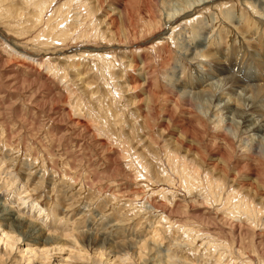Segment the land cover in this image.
Segmentation results:
<instances>
[{
  "label": "rangeland",
  "instance_id": "374dc122",
  "mask_svg": "<svg viewBox=\"0 0 264 264\" xmlns=\"http://www.w3.org/2000/svg\"><path fill=\"white\" fill-rule=\"evenodd\" d=\"M185 1L0 0V199L58 242L4 235L0 264H36V248L43 264H264V196L249 187L264 181V155L248 132L225 133L215 112L181 103L213 68L201 55L255 52L264 0H191L190 14L161 28ZM182 120L202 136L199 174L169 157L186 154L173 146ZM227 138L223 179L212 166Z\"/></svg>",
  "mask_w": 264,
  "mask_h": 264
},
{
  "label": "bare ground",
  "instance_id": "6f19581e",
  "mask_svg": "<svg viewBox=\"0 0 264 264\" xmlns=\"http://www.w3.org/2000/svg\"><path fill=\"white\" fill-rule=\"evenodd\" d=\"M215 1L216 0H208L207 4L213 3ZM185 2L186 3L184 4L183 7H181V9L179 11V14H177L175 16H171L168 19H166V21H164V23L160 26L161 28H164L165 26L171 27V25L174 24V22L179 17L181 18L184 15L186 17L187 14H190L192 12L191 10H192L193 6L197 2L200 3L201 1L195 0L193 2L191 0H188V2L187 1H185ZM191 2H193L195 4L191 5ZM260 5H262V4H260ZM255 14L260 15V17H261V18H259V19H261L260 23L264 27V7L261 6V7H258L257 9H255ZM176 16H178V17H176ZM225 30L228 32L227 27H225ZM199 32H200V28L198 30V33ZM220 32H222V30ZM259 34H261V35L258 36ZM259 34L255 33V34L249 36V38H254V37L258 36V37H256V39H252L251 45H254L255 52L252 53L250 56H247V54L245 53L242 55L240 54V56L237 55L236 60H232L233 58L231 60H226V58H225V60L224 59L222 60V59L216 58L215 54L210 56L211 59L206 55L205 56L201 55L203 57L204 61H207V62H210L211 64H213V68L211 71H209V73H207L206 70H203V71L199 70V72L196 73V76H198V78H199V80H197L198 82H196V81H195L196 83L191 82L194 84L192 89L195 90V93H193L192 97H191V95L183 96L181 99V103L188 105V106H191V108L197 107V104L200 103L202 105V107L203 106L206 107L205 109H207V113L215 112V116L217 117V115H218L217 120L219 123L218 122L217 123L219 124V126H221V128L223 129L224 132L228 128L230 131H232L233 134H235V136L237 134L238 135L241 134V132H243V131H246V134L248 132L251 136V137H249V139L251 138L250 139L251 147L253 149H255V151H257V152H259V150H260L259 153H262L264 155V150L262 151V149H261V147L264 148V55L262 54V53H264V32H261ZM220 36L222 37L223 34L221 33ZM227 37L229 38V35H227L226 38ZM259 53H261V54H259ZM206 64H207L206 62L205 63L203 62L202 67L206 68L205 67ZM210 75L214 76V84H212L208 88V82L210 81L209 80ZM193 90H191V91L193 92ZM176 103H175L176 104L175 107L179 108V102H176ZM149 112H150L149 115L155 121L154 123L159 124L160 123L159 116L161 114H158L159 112L157 113V111L156 110L154 111L153 108ZM174 112H176V111H174ZM168 115H169L168 122H170L172 124H175L174 122L177 123L176 114H173V112H172V113H168ZM142 117L144 118L146 116H142ZM183 120H184V118H183ZM183 120H182V128L179 126V128L181 130L175 134L177 136V138L174 135L175 138H173V144H174L173 146H175V145H177L179 147L185 146L186 154L181 156L179 153L180 150L179 149L177 150L176 149L177 147L176 148L174 147L175 149L172 150L174 155L169 154V157L171 158V160L173 159L176 161L177 160L179 161V159L189 160L191 162V165L196 169V171L199 174L200 165H202L204 162L202 161L203 162L202 164L200 162L199 165L197 162H199L200 159L204 160V156H205L204 151H203V153H202V151H200V146L202 145L201 144L202 141L199 142V140H201L199 138H202V136H198V142H196L197 139L193 135V133L196 134V132L194 131L196 129L193 126L194 123L193 124L191 123L192 120L190 121V123H189V121L187 123H185L186 121L183 122ZM144 121L146 123V127L150 128L151 123L149 122V120L147 118H145ZM201 121H203V120H201ZM179 122H181V121H179ZM168 128H169V126H167L164 129V132H167ZM175 131H176V129H175ZM173 132H174V130H173ZM228 133H231V132L228 131ZM172 135H173V133H172ZM188 136H193V140H190L189 142L186 143V140L184 139V137H188ZM228 138L230 139L231 136ZM228 138L226 139V141H228L227 146H229V151L227 152L226 150H223L221 146L218 147V151H216V152H218L219 157L221 156L220 157L221 159H219V162H215V164L213 166L211 165L213 167L212 168L213 171H220V174H222L223 179H224V177L228 178V175H230V171L232 170L230 166L233 164L234 154H235L234 146L232 143L233 140L231 142H229L230 140ZM152 139L154 140V138H152ZM248 142H249V140H248ZM219 143H221V142H219ZM224 146H225V144L223 145V147ZM248 165L250 167V164H248ZM201 168H202V166H201ZM242 168H244V167H242ZM245 168H247V167H245ZM202 170H204V169H202ZM257 172H258V174L259 173L262 174V171L261 172L257 171ZM183 173H185V172H183ZM258 177H261V175L257 176V178ZM258 179L262 180L260 178H258ZM259 180H258V182L260 183L261 181H259ZM232 182H233V180H232ZM263 182L261 185L260 184L256 185L253 183L254 185L249 186L250 188L253 187V189H254L253 191H255L254 192L255 196H262V197L264 196V194H263L264 193V183ZM246 192L247 191H245V193ZM250 194H252V190H251ZM242 199L245 201V199L243 197H242ZM242 199H239V201L244 202V201H242ZM35 204H37V203H35ZM238 206H239V204H237L235 206L236 207L235 209H237ZM38 207L39 206H36V208H38ZM258 212L261 213L259 210H258ZM258 212H256V214ZM246 213H248V215L250 217L254 216L252 214V211L251 212L246 211ZM0 229H2L1 234H3V235H0L2 238V240H0V242H3V240H4L3 236L5 235L6 236L5 243L9 242V241H11V242L13 241V243L15 244L17 241V240L15 241V239H14L15 235H18V234L23 235L24 234L25 238L27 239L24 243H26V244L31 243L32 245H35L36 247H39L38 246L39 244L49 246L52 243H55V244L58 243V242L54 241L55 237L54 238L51 236L44 237L45 231L42 227H40L39 223H37L35 221H31L29 218H26L24 215L20 214L18 212V210L14 209L13 207L8 206V204L5 202V200H3V198L0 199ZM90 241L92 243V240H90ZM57 246H58V244H57ZM55 247H56V245H55ZM103 248L105 249V251H103V252L108 253V251H110L108 253L109 255H110V253H113L114 255H117V254L119 255L120 253H122V251L115 253L111 247H110V249L106 248V247H103ZM61 250H62V248H61ZM61 250H59V251H61ZM27 253L29 255L30 254L32 255V258H30L29 260L32 259L33 261L34 260L38 261V260L42 259L43 256H45L46 252L45 253H38V248H36L34 250L27 249ZM97 253H100V252H97ZM104 254H106V253H104ZM45 257H47V255ZM44 258H43V260H44ZM43 260H40V261H42L41 262L42 264H43ZM37 261H36V264H37Z\"/></svg>",
  "mask_w": 264,
  "mask_h": 264
}]
</instances>
